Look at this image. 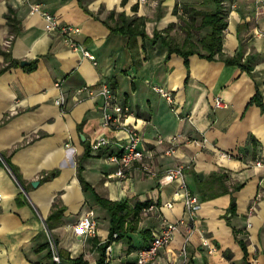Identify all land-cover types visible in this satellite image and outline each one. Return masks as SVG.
I'll list each match as a JSON object with an SVG mask.
<instances>
[{"label":"crops","instance_id":"0c3cea01","mask_svg":"<svg viewBox=\"0 0 264 264\" xmlns=\"http://www.w3.org/2000/svg\"><path fill=\"white\" fill-rule=\"evenodd\" d=\"M34 2L78 26L72 36L95 60L72 49L58 29L48 31L44 15L31 12ZM82 2L88 10L79 0H0V68L11 59L19 62L0 72V264H74L78 257L80 264H97L110 214L83 188L79 169L103 197L149 202L136 228L112 242L111 264H137L138 249L166 222L179 219L184 222L171 242L148 264L176 261L182 249L187 264H264V0H221L227 13L223 57L193 53L187 63L170 53L161 36L154 41L155 32L178 44L190 35L201 46L210 28L199 26L197 11H213L214 0ZM123 15L143 18L146 35L112 31L107 21L121 22ZM237 56L239 63L226 62ZM57 80L67 95L64 105L55 103ZM103 80L130 106L110 126L103 123L101 94H75L88 83L98 89ZM155 86L171 91L174 103ZM216 97L226 104L215 106ZM129 125L142 135L150 172L134 162L120 176L105 151L86 149L105 136L106 149L120 151ZM177 164L200 199L193 215L185 189L175 194L179 181L162 180ZM59 208L61 216L49 223ZM89 208L96 235L73 226ZM47 227L58 241V263Z\"/></svg>","mask_w":264,"mask_h":264},{"label":"built area","instance_id":"2783aa9c","mask_svg":"<svg viewBox=\"0 0 264 264\" xmlns=\"http://www.w3.org/2000/svg\"><path fill=\"white\" fill-rule=\"evenodd\" d=\"M41 12L46 19V29L48 31L58 29L64 36L65 41L72 49H79L84 56L89 57L92 60H95V54L88 48L83 47L77 41L74 40L72 34L80 30L78 26L72 24L62 23L59 17L48 10L42 9L41 4L34 2L31 4V12ZM56 86L60 88V93L55 99V103L58 105H64L67 102V95L64 89H62V81L57 80L55 82ZM155 89L158 90L162 95L166 97L169 102L174 103V97L171 91L164 89L161 86H155ZM87 92L91 95L97 93L101 94L104 97V106H103V123L106 126L112 125L113 121L118 118H121L123 115H127L130 112V106L126 103H122L117 99L116 92L108 80H103L98 84V89H96L94 84H84L79 86L75 90V94H81ZM226 101L222 97H216L215 106H224ZM128 139L123 145L122 149L118 152H112L110 150L106 151L110 141L107 137H99L95 139L90 144V151L95 152L96 154L100 151H105V156L108 161L114 162L117 165L115 174L124 176L126 170L134 162H140L142 168L146 172H150L149 163L146 162L147 149L141 147L142 135L137 128L134 126H128ZM173 140L176 137H172ZM172 151V149L167 150V152ZM227 155V154H226ZM260 160H257V163H260ZM177 179L179 181V187L175 191V194L179 193V189H185V204L187 211L190 215H193L199 208L200 199L197 193L193 192L185 178L184 166L177 164L173 167L168 168L162 180L164 182L173 181ZM1 201V195H0ZM184 222L183 219H179L174 222H166L164 226L159 230L153 233V238L150 244L147 247H143L138 250L137 253V264H148L150 263L159 252V248L163 245L169 244L173 239L174 231L176 230L178 224ZM74 228L78 229L80 233L85 235H96L97 232V220L95 218V211L92 208L85 210V212L80 216L78 221L73 225ZM47 238L48 246L51 251L52 259L55 262L61 261V255L59 251V245L56 236L53 232L47 227ZM117 236V233H114V237ZM111 251H112V242L107 246L106 253L107 259L106 262L110 263L111 260ZM187 254L185 249H182L179 252V259L176 261L166 262V263H157V264H187Z\"/></svg>","mask_w":264,"mask_h":264},{"label":"trees","instance_id":"16d2710c","mask_svg":"<svg viewBox=\"0 0 264 264\" xmlns=\"http://www.w3.org/2000/svg\"><path fill=\"white\" fill-rule=\"evenodd\" d=\"M83 7L87 9V7L83 4L82 0H79ZM216 2V8L213 11H197V14L202 16L200 27H209V31L199 39L201 46L197 43L193 42L190 35L186 36L183 44H178L177 42L168 39L166 36L161 35L159 32H155L154 41L157 40L159 36H161L162 42L168 47L170 53L177 52L184 56L185 62H188V57L190 54L198 53L203 57H207L209 59H213L216 54H219L220 57H223L222 53V45H223V30L227 26V13L224 10V6L221 3V0H214ZM113 15V11L109 14L108 18ZM7 19L9 24L13 25L12 17L7 14ZM108 26L112 31H121L130 35V37H135L137 35L145 36V30L143 28L145 21L141 17H127L123 15L121 17V22H114L113 24L107 21ZM6 54V53H5ZM226 62L228 63H239L240 59L237 57H226ZM33 64V63H32ZM12 65H19V62L15 59H11L9 64L0 68V72H3L7 68ZM250 64L246 67L250 70ZM114 88V87H113ZM251 139H254V136L251 135ZM90 150V145L87 146V153ZM107 150V149H106ZM111 151V150H110ZM103 151H100L98 154H101ZM79 178L82 183V186L86 190H91L94 193L96 201L105 207L110 214V228L107 239L100 244L99 251L100 257L98 259L97 264H109L106 262L107 246L116 239H120L125 232L128 230H134L136 228V224L140 219V212L143 207L148 206L149 202L147 201H136L135 203H131L128 199L123 200H111L109 198L103 197L99 195L94 188L84 179L79 169ZM235 207V199L233 198L231 208ZM63 209H53L52 213L49 215V223L52 224V219L58 218L61 216ZM51 220V222H50ZM147 233V229H145ZM114 233H117V236L114 237ZM153 238V235H152ZM151 238V240H152ZM151 240L141 246L139 249L143 247H147ZM244 244V243H243ZM245 245V244H244ZM138 249V250H139ZM84 262L82 257H78L74 259V264H80Z\"/></svg>","mask_w":264,"mask_h":264},{"label":"water","instance_id":"95a60500","mask_svg":"<svg viewBox=\"0 0 264 264\" xmlns=\"http://www.w3.org/2000/svg\"><path fill=\"white\" fill-rule=\"evenodd\" d=\"M27 63H29V62H28V61H25V60H23V61L21 62L22 65H25V64H27ZM38 183H39L38 180L33 181V184H34V185H37Z\"/></svg>","mask_w":264,"mask_h":264}]
</instances>
